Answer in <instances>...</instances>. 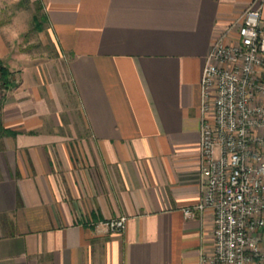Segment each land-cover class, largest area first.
Returning <instances> with one entry per match:
<instances>
[{"label":"crops","instance_id":"crops-1","mask_svg":"<svg viewBox=\"0 0 264 264\" xmlns=\"http://www.w3.org/2000/svg\"><path fill=\"white\" fill-rule=\"evenodd\" d=\"M253 1L264 26V0H39L68 83L1 95L0 264H201L203 69Z\"/></svg>","mask_w":264,"mask_h":264},{"label":"built area","instance_id":"built-area-1","mask_svg":"<svg viewBox=\"0 0 264 264\" xmlns=\"http://www.w3.org/2000/svg\"><path fill=\"white\" fill-rule=\"evenodd\" d=\"M209 51L202 75L211 117L200 134V201L186 217L213 213L214 247L201 264L264 262V26L253 1ZM217 149V150H216ZM124 216L90 222L95 230L121 232Z\"/></svg>","mask_w":264,"mask_h":264},{"label":"rangeland","instance_id":"rangeland-1","mask_svg":"<svg viewBox=\"0 0 264 264\" xmlns=\"http://www.w3.org/2000/svg\"><path fill=\"white\" fill-rule=\"evenodd\" d=\"M43 14L39 0H0V46L4 50L0 58L15 84L22 76L36 80L39 73L58 93L68 83L66 62L49 35ZM34 15L38 16L40 29Z\"/></svg>","mask_w":264,"mask_h":264},{"label":"trees","instance_id":"trees-1","mask_svg":"<svg viewBox=\"0 0 264 264\" xmlns=\"http://www.w3.org/2000/svg\"><path fill=\"white\" fill-rule=\"evenodd\" d=\"M43 17L46 19L45 15L43 14ZM35 24L37 26V29L41 28L40 21L38 20V16L34 15ZM12 73L8 69V67L4 64L2 59L0 58V108H1V95L7 91L8 89L12 88L14 81L11 78ZM12 131L5 129L2 127L1 121H0V138L4 134H11Z\"/></svg>","mask_w":264,"mask_h":264}]
</instances>
